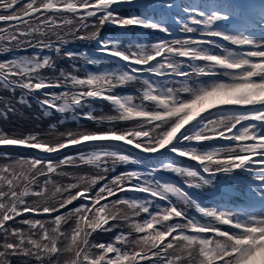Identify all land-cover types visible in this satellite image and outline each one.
<instances>
[{
    "label": "snow or ice",
    "instance_id": "obj_1",
    "mask_svg": "<svg viewBox=\"0 0 264 264\" xmlns=\"http://www.w3.org/2000/svg\"><path fill=\"white\" fill-rule=\"evenodd\" d=\"M123 5L128 6L127 14H121ZM177 7L181 12L171 22L157 14ZM252 7L251 0L182 6L175 0H0V22L7 25L0 27V42H7L0 45V53L38 50L0 60V89L13 96L19 89L18 104L40 93L37 102L44 115L72 113L102 127L105 122L113 125L104 130L60 132L54 140H45L40 133L10 135L0 130V146L46 154L72 146L91 149L64 155L57 162L21 157L0 166V264H10V256L20 257L23 264H59L64 254L68 255L64 264H264V0L254 18ZM221 22L238 27L221 28ZM106 24L166 36H172L175 26L186 35L140 43L139 38L127 40L126 35L101 37ZM248 25L259 31V39L248 32ZM90 28L94 31L89 32ZM69 36L95 41L99 55L65 51ZM61 56L80 57L88 65L105 58L117 63L119 70L88 72L82 77L60 70L54 79L44 75L45 69L55 73V57ZM153 76L169 79L154 81ZM200 77L212 79L201 81ZM138 80L143 83L138 97L116 92ZM51 88L66 90L43 91ZM98 100L108 102L115 113L106 121L85 110ZM211 110H217L216 118H211ZM15 111L4 103L5 117ZM116 122L133 126L118 128ZM217 139L228 143L200 147ZM193 143L196 146H189ZM123 145L140 153L166 150L199 167L175 161L160 164L159 170L186 177L184 186L157 179L156 168L147 175L132 170L108 180L107 173L117 165L139 163ZM80 166L94 168L97 174L72 177L61 171ZM238 174L247 178L246 196L251 202L239 210L219 204L208 207L188 191L215 185L220 176L231 185L241 178ZM52 175L75 182L57 184ZM100 181L107 182L92 194ZM124 192L146 195L143 199L118 196ZM30 197L36 199L30 201ZM77 199L86 203L60 213ZM191 208L200 218L190 215ZM26 213L47 214L52 219L22 218L19 224L27 230L15 226ZM142 213L146 218L136 219ZM69 221L74 223L65 230ZM121 223L128 225V233L118 232L108 243L91 239L94 233L112 232Z\"/></svg>",
    "mask_w": 264,
    "mask_h": 264
},
{
    "label": "trees",
    "instance_id": "obj_2",
    "mask_svg": "<svg viewBox=\"0 0 264 264\" xmlns=\"http://www.w3.org/2000/svg\"><path fill=\"white\" fill-rule=\"evenodd\" d=\"M185 0H183L184 4ZM128 8H122L121 9V14H127ZM0 27H7L4 22H0ZM91 28L88 30L90 32ZM94 30V29H93ZM152 31V30H148ZM145 33V32H144ZM143 31L136 29V28H129V29H121L118 27H115L113 25L106 24L103 29L101 30V37H121L126 35L127 40H135L136 38H139L140 43H152L155 41H158L160 39H166V37H159V36H154L151 34H144ZM83 34V33H80ZM53 39H55L53 37ZM127 40H125V43H127ZM68 43L64 46L65 51H71L74 53H83L86 52L90 56H93L94 58L97 57L98 55L95 53L96 47L94 44V41L91 40H78L74 39L73 37L69 36L68 37ZM7 42H0V45L6 44ZM34 49H27V51H22V50H16L15 52L12 53H0V60H5V59H11L14 56L19 57V56H27L33 54ZM47 54V53H45ZM55 63H56V71L55 73L51 72L50 70L45 69L43 71V74L46 76H49L51 78H55L56 76L59 75L60 70H64L65 72H75L76 74L80 75L81 77L84 76L88 72H96V71H110V70H119L118 64L114 63L112 60H108L105 58H100V63L97 65H88L86 61L83 58H76V59H67L64 58L63 56L61 57H55ZM153 80H155V77H151ZM158 81V80H157ZM143 83L142 80H138L136 82H133L129 85L123 86V87H118L116 89V92L118 94L124 95V94H131L135 97L139 96V91L142 89ZM65 88H51V89H45L43 91H49V92H62L65 91ZM4 96L6 99H8L9 104L13 105L16 109L15 112H9L7 116L3 114V109H4V103L0 101V130L8 133L7 127H14L17 129H20L23 131L24 134L28 133H38V129L40 127V123L37 117V113L40 114V117L43 118L46 116L49 120L44 123L46 127H48L50 130H56L59 127H68L70 125L74 126V131H80V130H88V131H94V130H104L107 127H111L113 125L108 124L105 122L103 127L99 124H97L95 121L92 120H87L81 118L79 115L76 117H73L72 113H67V114H61L55 111H50L48 115H44V112L41 110L37 99L40 97V93H36L35 96H27L26 100L27 103H16V100L21 96V92L19 89H17L15 96H13L9 91L0 89V98ZM1 100V99H0ZM137 103H139V99L136 100ZM21 110V111H20ZM86 111H91L96 117H101L104 114L110 113L114 115L113 109L108 108L107 106L104 105L103 101H96L92 103L89 107L85 109ZM20 112V113H19ZM23 112H27L29 115V119L26 120L25 122L20 118V114ZM19 113V114H16ZM9 114H16L13 119H9ZM106 121V120H105ZM52 126H55L53 129ZM116 127L118 128H126L129 127V123L125 122H116ZM216 145V144H214ZM191 146V145H189ZM203 147V146H200ZM205 147V146H204ZM207 147V146H206ZM124 149H127L123 147ZM91 149H85L83 146H76L72 147L68 150L61 151L60 153H54L52 155L48 156H42L38 155L37 153L33 151H27V150H19V149H11L8 147H2L0 146V166H3L5 164H12L14 163L17 159L23 157L26 159H30L33 157H40V158H47L51 159L53 162L59 161L64 155H76L77 151H90ZM129 150V149H128ZM7 154V155H3ZM136 156V155H135ZM137 157V156H136ZM137 159L141 160V168L140 166L136 163H129V164H122V165H117L114 171H110L108 174L109 176L113 175H118L122 172L125 171H132V170H137L145 175H147L148 172H150L153 168H156L157 171L153 173V175L161 180V181H167L166 179H171L169 176H174L175 178H183L181 176H178L175 173H172L168 170H159L160 164L163 163H168L170 161H175L176 164L180 166H189L193 165L192 163L189 162L188 159H179L176 157L172 156H164V157H158V158H152V159ZM89 167V166H87ZM91 170H95L94 168L89 167ZM169 175V176H167ZM54 180V178H52ZM179 180V179H178ZM43 182V177L41 178V183ZM51 185H49V188ZM146 194L143 193H136V192H127L119 195L120 197L128 196V197H137L143 199ZM117 197H111L109 199H116ZM149 199H155L148 197ZM30 201L35 200L36 198L30 197L28 198ZM176 198H174V201ZM163 201L156 200V203L162 205ZM84 202H77L73 201L72 204L68 205L66 208L61 209L60 213H66L68 210L73 209L78 207L80 204ZM181 207L183 205L181 204ZM55 215V213L53 214ZM143 214H141V217ZM146 218V214L143 216ZM22 218H35V219H41V220H51L52 216H49L47 214H41V215H34L31 213H26L24 214L23 217H18L17 218V223L15 226L24 228L27 230L26 225H21L19 224V220ZM10 225H12V222H8ZM72 225L65 224L64 229L67 230L70 228ZM115 237V235L112 237ZM92 239V238H91ZM110 240V241H112ZM108 240H97L96 243H108L110 242ZM68 259V255L64 254L59 257V264H64V260ZM10 264H23V261L20 257L18 256H10L9 257ZM143 264V263H142Z\"/></svg>",
    "mask_w": 264,
    "mask_h": 264
},
{
    "label": "rangeland",
    "instance_id": "obj_3",
    "mask_svg": "<svg viewBox=\"0 0 264 264\" xmlns=\"http://www.w3.org/2000/svg\"><path fill=\"white\" fill-rule=\"evenodd\" d=\"M176 1L177 0H175V2ZM206 2H211V0H185L184 5H189V4H191V5H202V4L206 3ZM121 7H124V6H121ZM180 12L181 11H176V13H180ZM164 13L167 14V16L164 19H168L170 21V17H171L170 16V13L169 12H164ZM157 14L160 16L159 13H157ZM221 23H222V25H221L222 28H229V27H231V28L235 29V28L238 27V25L236 23H234V22H229L228 24H225L223 22H221ZM136 29H139V30H141L143 32H151V31H148L147 29H140V28H136ZM90 31H94V30L91 29ZM248 32L249 33H254L255 38H257V39L260 38V33H259L258 30L256 31L254 29H249ZM155 34H158V31H156ZM183 35H186V34H183ZM217 39H219V38H217ZM94 44L97 47L95 41H94ZM226 45L232 46L230 44H226ZM167 79H169V78H165V79H162V80H167ZM195 79L196 78H193L192 80H189L188 81L189 84L191 85ZM154 81H156V79ZM201 81H204V79L202 77H201ZM170 86H173V85H170ZM174 86L175 87H180V84L179 83H175ZM1 97H2V99L0 100L1 102H3V103H5V102L9 103L8 102V99H6L2 95H1ZM103 102H104V105L105 106H107L108 108L112 109V106L108 102H106V101H103ZM214 112H217V110H211L210 113H214ZM19 113H16V114H19ZM16 114H9V116H10L9 119H13V117ZM206 114H209V113H206ZM217 114L218 113H214L213 115H211V118H216L217 117ZM111 115L112 114L107 113V114L102 115L101 117L105 118V120H106V118L109 117V116H111ZM37 117H38V120H39V123H40V127L38 129V133H40L41 134V137L43 139H45V140H54V139L58 138V134L60 132H66V131H69V130L74 131V126L73 125H70V126L65 127V128L59 127L56 130H50L48 127H46V125H44V123L47 122L49 119L46 116H44L43 118H41L39 113H37ZM20 118L25 122L26 120L29 119V115H28L27 112H23V113L20 114ZM129 125H130L129 127H132L133 126L131 123H129ZM189 126H186V127H189ZM7 130H8V134H10V135H13V134L14 135L24 134L22 130L17 129V128H14V127H7ZM117 143L122 144V142H117ZM212 143H215V142L214 141H207V142H204L203 145H205V144H212ZM191 146H196V145H195V143H193ZM200 146H202V145H200ZM2 147H8V148H11V149H19V150H21V149H24V150H33V149L20 148V147H16V146H2ZM72 147H76V146H72ZM72 147H69V148L64 149L62 151L68 150V149H70ZM123 147L129 149L138 158H141V159H152V158L164 157L166 155L172 156V157H176V158H179V159H185V157H178L174 153H167L166 150H161V152L163 154H161V153L149 154V153H140L139 150L131 149V146H129V145H123ZM135 150L137 152H135ZM34 151L40 153L38 150H34ZM40 154H46V153H40ZM140 162H141V160H139V163H137V164L141 168ZM189 162L192 163L197 168L199 167L196 164V162L190 161V160H189ZM61 171L62 172H66V173H70L72 177H78L80 175L93 176V175H96L97 174V171L91 170L87 166L64 167V168L61 169ZM125 172H127V171H125ZM113 176H115V175H113ZM113 176H109V174L107 173L108 180H111V178ZM167 176H169V175H167ZM169 177L171 179H166L167 180L166 182H170V183H173V184H176V185H179V186H180V183L177 182L178 179L182 183L181 186H184V181L187 179L186 177H183V178H175L174 176H169ZM52 178H54L53 181H55V183L61 184V185H65V184H67L69 182H73V183L75 182L74 179H70L69 177L61 176V175H52ZM106 182L107 181H100L97 185H95L92 194H94L95 190L98 189L102 184H104ZM244 182L247 183L246 181H244ZM213 187H215V189H216L215 192L211 191V189ZM51 189H52V185L50 187V190ZM188 191L195 192L204 201V203L208 207H213L216 204H219L221 206H225V205L230 206L234 210H239L240 208L247 207L249 205V203H251L247 199V196H246V193L248 191L247 185H244L242 182L237 181V180L236 181H233L231 183V185H229L228 182L225 181L222 176H220V177L217 178V182L215 183V185L205 186L201 190L188 189ZM124 193H127V192H124ZM121 194H123V193H119L118 196L121 195ZM174 198L175 197H171V199L173 201H174ZM76 201L77 202H84V203H86V201L80 200V199H77ZM101 203H103V201ZM162 205L166 206V202L163 201L162 202ZM254 207L258 208L259 205L258 204H255ZM188 211H189L190 215H194V216H197V218H200L199 213H197L194 208L188 209ZM143 216H144V214H143ZM143 216L142 217L141 216L140 217H137L136 219L142 220L144 218ZM73 223H74V221H69L68 224L69 225H72ZM118 232L128 233L129 232L128 225L127 224H124V223H121V226L119 228L115 229L112 232H97V233H94L93 236H92V240H93L94 243H96L97 240H108V241H110V240H112V237L114 235H116Z\"/></svg>",
    "mask_w": 264,
    "mask_h": 264
},
{
    "label": "water",
    "instance_id": "obj_4",
    "mask_svg": "<svg viewBox=\"0 0 264 264\" xmlns=\"http://www.w3.org/2000/svg\"><path fill=\"white\" fill-rule=\"evenodd\" d=\"M28 151H33V152H35V153L38 154V152H36V151H34V150H28ZM52 154H54V153H52ZM52 154H42V156H48V155H52ZM38 155H40V154H38Z\"/></svg>",
    "mask_w": 264,
    "mask_h": 264
}]
</instances>
